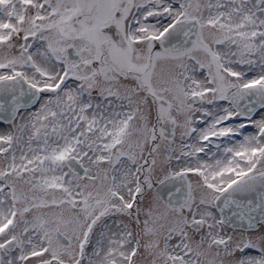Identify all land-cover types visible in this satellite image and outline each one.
Returning a JSON list of instances; mask_svg holds the SVG:
<instances>
[{
  "label": "snow or ice",
  "instance_id": "1",
  "mask_svg": "<svg viewBox=\"0 0 264 264\" xmlns=\"http://www.w3.org/2000/svg\"><path fill=\"white\" fill-rule=\"evenodd\" d=\"M0 264H264V0H0Z\"/></svg>",
  "mask_w": 264,
  "mask_h": 264
},
{
  "label": "flooded vegetation",
  "instance_id": "2",
  "mask_svg": "<svg viewBox=\"0 0 264 264\" xmlns=\"http://www.w3.org/2000/svg\"><path fill=\"white\" fill-rule=\"evenodd\" d=\"M9 127V125H7V123H0V131H4Z\"/></svg>",
  "mask_w": 264,
  "mask_h": 264
}]
</instances>
